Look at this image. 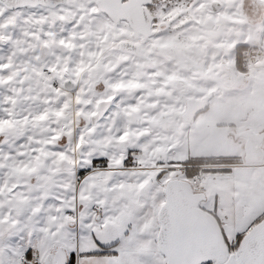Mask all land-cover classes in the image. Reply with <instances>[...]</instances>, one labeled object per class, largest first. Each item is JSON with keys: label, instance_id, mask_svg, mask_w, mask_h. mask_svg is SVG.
I'll return each mask as SVG.
<instances>
[{"label": "snow or ice", "instance_id": "snow-or-ice-1", "mask_svg": "<svg viewBox=\"0 0 264 264\" xmlns=\"http://www.w3.org/2000/svg\"><path fill=\"white\" fill-rule=\"evenodd\" d=\"M0 264H264V0H0Z\"/></svg>", "mask_w": 264, "mask_h": 264}]
</instances>
